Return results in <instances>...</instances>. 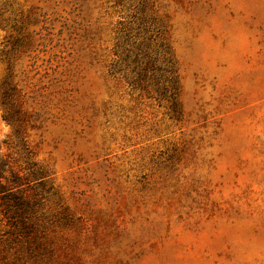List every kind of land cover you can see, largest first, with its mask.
<instances>
[{
    "label": "rangeland",
    "instance_id": "rangeland-1",
    "mask_svg": "<svg viewBox=\"0 0 264 264\" xmlns=\"http://www.w3.org/2000/svg\"><path fill=\"white\" fill-rule=\"evenodd\" d=\"M0 264H264V0H0Z\"/></svg>",
    "mask_w": 264,
    "mask_h": 264
}]
</instances>
